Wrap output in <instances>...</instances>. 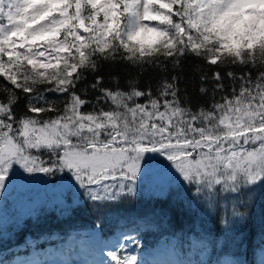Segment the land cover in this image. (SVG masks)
<instances>
[{"label":"snow or ice","instance_id":"snow-or-ice-1","mask_svg":"<svg viewBox=\"0 0 264 264\" xmlns=\"http://www.w3.org/2000/svg\"><path fill=\"white\" fill-rule=\"evenodd\" d=\"M0 78V193L67 177L99 210L159 159L243 224L264 186V0H0Z\"/></svg>","mask_w":264,"mask_h":264},{"label":"trees","instance_id":"trees-1","mask_svg":"<svg viewBox=\"0 0 264 264\" xmlns=\"http://www.w3.org/2000/svg\"><path fill=\"white\" fill-rule=\"evenodd\" d=\"M150 167L152 171L139 181L135 198L99 210L91 207L70 178L58 177L66 184L57 195L42 202L34 200L28 205L32 207L19 210L17 221L11 215L5 227L0 224V264L28 258L40 262L53 253L64 254L75 241L95 246L120 233L134 239L138 258L153 251L161 240L174 239L176 255L183 264H216L225 257L231 264H256L258 254L264 251V186L255 189L249 208L240 206L245 213L243 224L239 218L222 224L221 213L209 215L197 207L175 177L162 190L156 186L154 173L163 170L160 160L151 161ZM38 180L55 182V178Z\"/></svg>","mask_w":264,"mask_h":264},{"label":"rangeland","instance_id":"rangeland-1","mask_svg":"<svg viewBox=\"0 0 264 264\" xmlns=\"http://www.w3.org/2000/svg\"><path fill=\"white\" fill-rule=\"evenodd\" d=\"M154 175V183L161 190L170 185L171 179L174 178V176H172L171 174L164 173L163 170H159V172L154 173ZM19 177H21V175L17 173L13 180ZM144 177L145 176H143V178L141 179V182ZM67 180L68 179H66V181ZM65 184V181H63L62 179H58V177H55V182H42L38 179H23L21 182L19 181L15 183L14 181H12L11 183H9L6 190L3 193H0V200H3V198L6 197L8 198L4 203L0 204V209H3L0 210V224L3 223L1 224V227H5L4 223L6 222V219H8L11 215H13L14 220L17 221L16 219H18L20 215L19 210L32 207L28 205L33 203L34 200H36V203L42 202L57 195L59 190H61V188ZM11 190H14V192L16 191L15 194L11 193ZM7 192H9L10 194H6ZM126 236L127 235L119 234L109 237L107 238L108 241L103 243L104 246H91L88 244L80 243L79 241L73 242L69 247H67L66 255L62 256L59 253H56L55 256L58 258V260L54 257H49L40 264H81L82 262H86L87 264H101L103 259H106V257H104L102 254V249L107 252L109 249H114L119 244H125L129 251H132L133 254L137 255L136 249L138 248L137 246H134V239L131 242L126 241ZM173 245L174 243L172 242H170V244L162 243L160 244V246H163L161 247V252H158V248L155 253H152L150 255H143V257L139 259L144 261L145 264H149L151 260H154L156 258L159 259L160 262L163 261L165 264H169L170 259L174 262V264H179L171 250ZM33 259L35 258H29L25 260L26 262L24 261L22 263L16 264H37ZM262 260H264L263 251L258 255L256 264H261ZM216 264H231V261L229 260V258L225 257Z\"/></svg>","mask_w":264,"mask_h":264},{"label":"bare ground","instance_id":"bare-ground-1","mask_svg":"<svg viewBox=\"0 0 264 264\" xmlns=\"http://www.w3.org/2000/svg\"><path fill=\"white\" fill-rule=\"evenodd\" d=\"M165 243H167V242H165ZM161 247H163V246L159 247L158 252H161V250H162ZM170 262H171V264H174V262L171 259L169 261V264H170ZM81 264H87V263L86 262H82ZM149 264H165V263L163 261L160 262L159 259L156 258L154 260H151Z\"/></svg>","mask_w":264,"mask_h":264}]
</instances>
